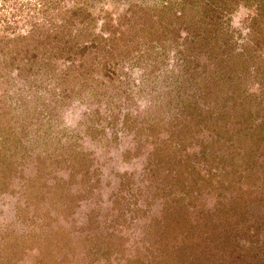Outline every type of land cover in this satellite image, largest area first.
<instances>
[{"label":"rangeland","instance_id":"obj_1","mask_svg":"<svg viewBox=\"0 0 264 264\" xmlns=\"http://www.w3.org/2000/svg\"><path fill=\"white\" fill-rule=\"evenodd\" d=\"M0 264H264V0H0Z\"/></svg>","mask_w":264,"mask_h":264}]
</instances>
